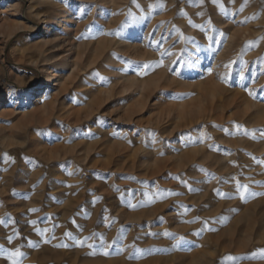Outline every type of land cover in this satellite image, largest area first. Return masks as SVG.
Here are the masks:
<instances>
[{
	"label": "rangeland",
	"instance_id": "1",
	"mask_svg": "<svg viewBox=\"0 0 264 264\" xmlns=\"http://www.w3.org/2000/svg\"><path fill=\"white\" fill-rule=\"evenodd\" d=\"M4 1L18 6H0V219L36 224L28 231L39 244L22 231L25 257L0 255V264H264V0H150L158 25L148 57L114 51V64L74 75L69 66L59 73L67 88L45 98L52 109L25 102L44 83L42 33L33 30L44 28L37 15L53 17L52 0ZM79 7L64 11L69 22L57 32L66 43L55 54L121 36L110 23L118 18L102 22ZM162 21L171 29L156 39ZM231 38L230 63L208 81ZM127 65L131 83L119 78Z\"/></svg>",
	"mask_w": 264,
	"mask_h": 264
},
{
	"label": "bare ground",
	"instance_id": "2",
	"mask_svg": "<svg viewBox=\"0 0 264 264\" xmlns=\"http://www.w3.org/2000/svg\"><path fill=\"white\" fill-rule=\"evenodd\" d=\"M43 0H34L35 3H41ZM155 1V0H154ZM199 1V0H198ZM211 1V0H208ZM225 1V0H224ZM222 1V2H224ZM150 0H52V2H49V4L51 6H53L55 8V12H53V17L51 18H41V16L37 15L39 21L42 22V24H44V28L43 29H39V28H34V32L42 33L41 37L43 38L42 40L38 41V43H36V49H38V55L40 58V63L43 64V70H42V74L44 76V83L42 86H40L39 89L35 90V91H29L26 93V105H29L30 103H33L34 99L36 100V98L38 97V99L36 100L35 103H42L45 101V98L50 94L51 92V87L52 86H56L61 90H65L68 86L67 80L68 78L64 79L62 75H60L59 73H61L62 71L64 72L65 69H67L69 66V69L71 70V74L74 75L75 73H81L83 71H86L91 65H106V64H110L113 63L114 64V58L112 57L113 52L117 51L119 53L125 54L128 57L133 58H139L142 55L147 56L149 55V53L146 51L144 52L143 50L146 49V44L147 42H149L148 40L150 39L151 34L153 33V31L157 28V23H155V21L152 19L153 18V13H154V7L152 5H150ZM167 2V1H166ZM170 2V1H169ZM174 2V1H173ZM214 2V1H213ZM217 2V1H216ZM230 2V0H229ZM220 2H217V4ZM232 3V2H230ZM229 3V4H230ZM7 4L9 8L16 10L18 4H14L13 2L10 1H4V2H0V6ZM75 4H79V10L85 5L88 6L89 8L87 9H92V13L91 15L93 16V14L97 11V17L100 21L104 22L105 20H107L109 17L113 18H118L115 21H112L110 23L117 25L118 26L113 30L115 31L116 34H121L120 37L114 39V40H104L103 42L98 43L97 45H99V48H96L95 50H93L92 52H88V53H78L77 55L73 54V50L69 49L67 50L65 53V56H61L59 54H55V52L60 48L61 46H63L66 41L65 39L62 38L61 34L59 32H57V30L59 28H64L65 26V22H69V18H64V11H70L71 14L74 13L73 11V5ZM126 4V5H125ZM161 4V3H160ZM205 4V3H204ZM212 4V3H211ZM238 4V3H237ZM243 4V3H242ZM91 5V6H89ZM121 5H125L124 7H122V9L124 10L122 12L121 15ZM158 5V4H157ZM220 5V4H219ZM231 5V4H230ZM218 6V5H217ZM215 6V7H217ZM225 6V5H224ZM223 6V7H224ZM226 6H227V2H226ZM235 5L232 4V7H234ZM183 10V7H181ZM221 8V7H218ZM83 9V8H82ZM187 9V8H186ZM192 9V8H191ZM230 9V8H229ZM12 10V11H13ZM233 10V9H232ZM238 10V9H237ZM184 15L186 16V10H184ZM188 16L190 17L189 19L192 20H198L201 22L202 17H198L195 16L190 9L188 10ZM235 11V10H234ZM81 12V11H79ZM182 12V11H181ZM224 12V11H222ZM216 14L218 15V21H221V23H225L226 21V17L227 14L225 12V14H221L219 13L217 10H214L212 8H208V14ZM241 13V12H240ZM245 13V12H244ZM196 14V13H195ZM235 14V13H234ZM178 16V15H177ZM95 17V16H94ZM108 17V18H107ZM213 17V16H212ZM263 20H264V12L262 14ZM177 18V17H176ZM181 18V17H180ZM187 18V17H186ZM217 18V16H216ZM261 18V17H260ZM182 19V18H181ZM231 19V18H230ZM196 20V21H197ZM208 20V18H207ZM215 19H213L214 21ZM217 20V19H216ZM215 20V23H216ZM228 20V19H227ZM110 21V20H108ZM180 21V20H179ZM186 21V20H185ZM217 21V22H218ZM164 21H162V24L159 25L162 28L159 30L158 29V34L157 37H155L156 39L159 38L160 34L163 32L164 27L168 28V31L166 32L167 34H169L170 29H171V25L170 24H166L163 23ZM199 22V23H200ZM195 23V22H194ZM217 24V23H216ZM259 24V23H258ZM180 25V29H182V31L188 32V33H193V30L195 28H193V25L190 23H188L187 21L184 22V20L182 19V21L179 22ZM222 25V24H221ZM263 25V24H262ZM158 26V27H159ZM104 28V27H103ZM106 28V27H105ZM178 28V27H176ZM109 29V27H108ZM144 29H146L145 33ZM175 29V28H174ZM36 30V31H35ZM65 30V29H64ZM179 30V28H178ZM258 30V29H257ZM111 31V30H110ZM177 31V30H176ZM107 32V31H106ZM258 31H256L255 33H249V37H253L257 34ZM109 32H107L108 34ZM114 33V34H115ZM172 33V31H171ZM178 33V32H177ZM176 33V34H177ZM198 33V32H197ZM237 33V32H236ZM247 33V32H246ZM66 34V33H65ZM112 34V33H110ZM164 34V33H163ZM200 34V33H199ZM248 34V33H247ZM174 36V34H172ZM183 35V34H182ZM107 36V35H106ZM176 36V35H175ZM186 36V35H185ZM232 36V35H231ZM235 36V35H234ZM248 36H244L245 38H248ZM117 37V36H116ZM153 37V36H152ZM188 37V36H187ZM203 37V36H202ZM210 37V36H209ZM207 37V38H209ZM233 37V36H232ZM237 37V36H236ZM235 37V39H237ZM106 38H110L109 36ZM114 38V37H113ZM239 38V37H238ZM242 38V37H241ZM155 39V40H156ZM175 39V37H174ZM188 39V38H187ZM264 39V38H263ZM166 40V39H165ZM205 40V39H204ZM209 40V39H208ZM233 38H231V40H228V44L226 46H224L222 51H216L217 52V57L213 60V62L215 63L214 66L210 69L207 70V72L205 73L206 75L210 76V78H208V81H212L214 82L216 79V71L215 68L218 66H221L220 62L222 61H227L230 56V49L233 45ZM138 41L140 42V44H136L135 42ZM164 41V40H163ZM153 42V41H152ZM157 42V40L155 41ZM162 42V40H161ZM172 42V41H171ZM190 42V41H189ZM205 42V41H204ZM242 42V41H241ZM135 43V44H133ZM166 43V42H164ZM181 43V42H180ZM209 43V42H207ZM170 45V44H169ZM182 45V44H181ZM149 46V45H147ZM157 46V45H156ZM165 46V45H164ZM168 46V45H166ZM171 48V46H170ZM190 49V48H189ZM188 49V50H189ZM92 50V49H91ZM148 50V49H146ZM150 50V49H149ZM164 50V49H163ZM162 50V51H163ZM166 50V49H165ZM192 50H197L196 47L192 48ZM203 50V49H202ZM152 51V50H151ZM173 51V50H172ZM153 52V51H152ZM203 52V51H202ZM92 53V55H91ZM159 54V52H157ZM165 53V51H164ZM171 53V52H170ZM158 54L154 55V56H158ZM168 54V53H167ZM173 54V53H172ZM199 54V53H198ZM169 55V54H168ZM177 55V54H176ZM203 55V54H202ZM210 55V54H209ZM114 56V55H113ZM117 56V55H116ZM161 56V55H159ZM158 56V57H159ZM237 56V55H235ZM174 57V56H173ZM200 57V56H199ZM197 58L198 62L201 63V57ZM116 58V57H115ZM154 58V57H152ZM157 58V57H156ZM121 59V58H119ZM140 59V58H139ZM144 59V58H143ZM155 59V58H154ZM173 59V58H172ZM171 59V60H172ZM175 59V58H174ZM196 59V58H195ZM121 61V60H120ZM128 61V60H127ZM126 61V62H127ZM174 60H172L173 63ZM203 61V60H202ZM119 62V61H118ZM164 62V61H163ZM163 66H166V70H167V66L169 67V63L167 64L165 61V63H163ZM193 62V61H192ZM229 62V60H228ZM117 63V62H116ZM132 63V62H131ZM151 63V62H150ZM171 63V62H170ZM171 63V64H172ZM223 63V62H222ZM230 63V62H229ZM127 64V63H126ZM157 64V63H155ZM170 64V65H171ZM192 64V63H191ZM196 64V63H194ZM199 64V63H198ZM225 64V63H224ZM118 65V64H117ZM131 65V64H130ZM136 65V64H135ZM107 68V66H105ZM198 67V66H197ZM128 68H130L129 65H127L125 68H123L122 70H119V78H122V80H125L129 83L133 82L134 79L132 77H129L127 75L128 73ZM154 68L157 70V67ZM222 68V67H221ZM111 69V68H110ZM161 69V68H159ZM164 69V68H163ZM203 69V68H201ZM226 69V68H225ZM109 70V69H108ZM115 70V69H114ZM153 70V71H156ZM200 70V69H199ZM122 71V72H121ZM152 71V72H153ZM163 71V70H162ZM201 72V71H200ZM219 72V71H218ZM225 72V71H224ZM112 73H114V71H112ZM117 73V72H116ZM163 73V72H161ZM115 74V73H114ZM122 74V77H121ZM223 76H225L222 71ZM163 75H165V73H163ZM163 75L161 74V78H164ZM218 75V74H217ZM71 76V75H70ZM118 76V75H117ZM220 78V77H219ZM221 79V78H220ZM224 79V78H223ZM217 81V80H216ZM211 82V83H212ZM53 83H56L55 85H53ZM210 83V82H209ZM39 94H42V96L39 97ZM11 99V98H10ZM52 99V98H51ZM54 99V98H53ZM53 99L51 101L48 102H44L42 107H44L45 109H52V105H53ZM9 101V100H8ZM6 101V103L8 102ZM11 102V101H10ZM5 102H3V99H0V105L4 104ZM12 103V102H11ZM10 103V104H11ZM37 114V113H36ZM79 121V120H78ZM80 122V121H79ZM104 135V134H103ZM35 144V143H34ZM37 146V145H36ZM103 152V151H102ZM97 162V160H96ZM111 162L114 166L113 170L116 171L117 166L119 165V160L117 157H112ZM95 163V162H94ZM35 179V178H34ZM25 186V185H24ZM35 188V187H34ZM19 189V188H18ZM21 191V190H20ZM13 208V207H12ZM8 211V209H7ZM14 213V212H13ZM1 215V214H0ZM4 215V214H3ZM0 216L1 218L3 217ZM6 215V214H5ZM4 215V216H5ZM22 215V214H21ZM12 216V215H11ZM23 216V215H22ZM10 217V216H7ZM6 218V217H5ZM3 217V219H5ZM25 218V217H24ZM2 219H0L1 221ZM11 220V219H10ZM26 223H24L25 225ZM10 226L9 224H3L2 221L0 222V255L8 260H16L22 257H25L26 255V251H24V247H23V241H22V231L25 233V236L27 238H29L32 242V244L35 245V248L38 247L39 244V237H38V233H34V232H29L28 229H30V227H33L36 224H32L30 226ZM18 233V234H17ZM20 234V235H19ZM8 237H12L11 241H9ZM29 240V241H30ZM24 248V249H23ZM31 253V252H30ZM29 253V254H30ZM28 254V255H29ZM34 255H36V253H34Z\"/></svg>",
	"mask_w": 264,
	"mask_h": 264
},
{
	"label": "snow or ice",
	"instance_id": "3",
	"mask_svg": "<svg viewBox=\"0 0 264 264\" xmlns=\"http://www.w3.org/2000/svg\"><path fill=\"white\" fill-rule=\"evenodd\" d=\"M144 68H147L148 66L147 65H144L143 66ZM231 67V64H228V65H225V68H230ZM224 79H227V73L225 74V76L223 77ZM251 94V93H250ZM186 183V182H185ZM238 188L240 187H243L245 190H247L248 186L247 185H243V186H240L238 185L237 186ZM117 191H119V189H117ZM217 192V195H223L219 189L216 190ZM241 196L243 197V193H241ZM31 211H37L36 209H32ZM164 235H170V233H165ZM9 241H11L12 237H8ZM88 239H91V237H87L85 238V240H88ZM103 239V238H102ZM89 247H92V245H88ZM230 259H234L233 257H229Z\"/></svg>",
	"mask_w": 264,
	"mask_h": 264
}]
</instances>
